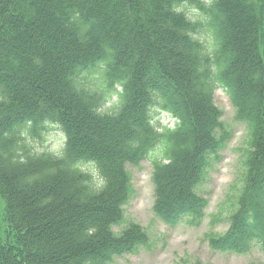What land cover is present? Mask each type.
<instances>
[{"label":"trees","instance_id":"obj_1","mask_svg":"<svg viewBox=\"0 0 264 264\" xmlns=\"http://www.w3.org/2000/svg\"><path fill=\"white\" fill-rule=\"evenodd\" d=\"M217 89L253 141L211 246L264 253V0H0V264H108L146 245L140 225L114 226L127 166L147 159L156 217L202 219L199 188L230 138ZM52 127L63 150L36 151Z\"/></svg>","mask_w":264,"mask_h":264},{"label":"rangeland","instance_id":"obj_2","mask_svg":"<svg viewBox=\"0 0 264 264\" xmlns=\"http://www.w3.org/2000/svg\"><path fill=\"white\" fill-rule=\"evenodd\" d=\"M214 100L222 112V122L230 138L219 155L212 158L199 188V193L208 200L203 218L193 222L188 217L176 227L167 226L153 211L155 196L152 162L147 159L138 167L128 165L131 196L124 207V220L114 226V232L120 234L135 223L146 230L149 242L138 247L132 254L115 257L108 264H264V253L258 248L246 254H236L220 252L211 246L214 237L225 234L230 217L238 209L253 141L251 129L236 119V110L226 92L217 89ZM161 123L173 125L165 116ZM29 142L36 151L59 154L63 150L65 138L57 127H52L44 134L42 143ZM2 205L0 200V209ZM6 228L0 214L2 235H5Z\"/></svg>","mask_w":264,"mask_h":264}]
</instances>
